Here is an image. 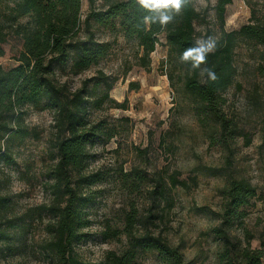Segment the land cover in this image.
Masks as SVG:
<instances>
[{
  "label": "rangeland",
  "instance_id": "rangeland-1",
  "mask_svg": "<svg viewBox=\"0 0 264 264\" xmlns=\"http://www.w3.org/2000/svg\"><path fill=\"white\" fill-rule=\"evenodd\" d=\"M261 1L232 0L224 28L230 31L247 22L252 5L258 7ZM215 2L194 0L202 15L195 24L196 40L218 38ZM81 11L83 18L88 0H81ZM94 29L98 39L109 42L108 53L90 69L62 79L77 87L101 69L115 80L109 97L124 102L125 107L106 100L99 109L90 111V118L103 120L113 135L90 149L86 170L99 172L101 180L90 187L95 200L87 208L90 224L84 230L88 237L75 246L79 257L98 262L108 251H121L126 245L123 233L104 241L101 232L108 227L121 228L124 212L132 207L145 214L153 177L159 172L166 177L173 171L186 178L189 186L170 189L171 204L160 203L162 218L154 231L179 245L188 264L217 262L218 245L208 231L218 223L220 189L230 177L245 178L256 188V196L243 207L241 224L234 225L231 233L242 238L243 228L247 229L253 235L251 246L264 251V75L255 69L261 47L241 40L234 48L233 81L221 92L217 104L225 119L222 128L205 105L184 88L187 69L163 35L143 67L136 40L124 38L118 26ZM21 46L18 36H8L0 55L2 67L16 64ZM22 111L29 135L0 141L9 155L0 156V196L8 199L5 214L22 219L20 226L9 231L14 250L1 254L0 264H51L42 247L49 237L47 223L53 218L41 207L50 202V173L57 161L54 112L31 105ZM133 167L148 180L130 191L123 174ZM194 175L196 184L189 179ZM134 264L161 263L153 252H141Z\"/></svg>",
  "mask_w": 264,
  "mask_h": 264
},
{
  "label": "trees",
  "instance_id": "trees-1",
  "mask_svg": "<svg viewBox=\"0 0 264 264\" xmlns=\"http://www.w3.org/2000/svg\"><path fill=\"white\" fill-rule=\"evenodd\" d=\"M232 0H216L213 9L219 23L216 50L207 57V67L217 75L211 81L199 69L183 62L187 74L184 88L205 105L219 125L225 119L218 111V98L233 81L235 67L234 48L238 41L261 47L256 71L264 75V0L258 7L252 5L247 22L237 29L224 28L227 5ZM146 11L136 0H88V11L82 18L81 0H0V55L8 36H18L22 41L16 64L4 68L0 64V141L5 138H23L29 130L22 122V108L26 105L51 108L54 112L55 147L57 161L53 166L49 188L51 199L41 211L53 218L47 223L49 237L42 253L51 264H134L141 252H153L161 264H188L181 247L171 244L165 236L155 232L161 220L160 203L170 205L171 188H188L186 178L178 171L164 177L160 172L153 177L154 187L149 191L150 206L145 214L134 207L124 212L121 228L108 227L101 239L126 236V245L119 251H108L98 262L85 261L75 251V246L88 237L84 230L90 224L87 208L94 202L90 187L101 180L97 171H87L90 149L96 142L105 143L113 135L103 120H92L91 109H99L109 100L114 79L102 71L82 79L80 85L71 87L64 75H78L97 65L109 50V42L98 39L94 27L115 28L124 38L134 39L141 51L139 64L146 67L149 55L163 35L166 44L180 58L196 41V21L202 18L188 0L179 15L167 25L145 23ZM202 65L201 67H204ZM0 156L8 158L0 143ZM189 179L196 184V176ZM148 180L146 174L133 167L123 174V182L130 191L137 190ZM193 183V184H194ZM222 197L218 223L209 229L218 245L216 264H261L264 251L250 244L253 235L243 228L242 238L231 233L245 216L243 207L256 196L255 186L245 178L230 177L220 189ZM8 199L0 196V255L13 252L9 231L21 224V217L5 214Z\"/></svg>",
  "mask_w": 264,
  "mask_h": 264
},
{
  "label": "clouds",
  "instance_id": "clouds-1",
  "mask_svg": "<svg viewBox=\"0 0 264 264\" xmlns=\"http://www.w3.org/2000/svg\"><path fill=\"white\" fill-rule=\"evenodd\" d=\"M136 3L146 11L143 17L145 23L167 25L180 14L188 0H136ZM216 45V40L211 36L197 39L193 46L181 54L180 59L190 63L193 69H199L202 76L206 75L209 80L215 81L216 73L206 65L207 57L216 50Z\"/></svg>",
  "mask_w": 264,
  "mask_h": 264
},
{
  "label": "crops",
  "instance_id": "crops-1",
  "mask_svg": "<svg viewBox=\"0 0 264 264\" xmlns=\"http://www.w3.org/2000/svg\"><path fill=\"white\" fill-rule=\"evenodd\" d=\"M228 6V5H227ZM226 10H227V8H226Z\"/></svg>",
  "mask_w": 264,
  "mask_h": 264
}]
</instances>
